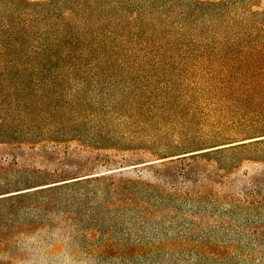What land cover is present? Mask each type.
Returning <instances> with one entry per match:
<instances>
[{
  "label": "trees",
  "instance_id": "1",
  "mask_svg": "<svg viewBox=\"0 0 264 264\" xmlns=\"http://www.w3.org/2000/svg\"><path fill=\"white\" fill-rule=\"evenodd\" d=\"M255 1L0 0V158L28 155L53 161L70 154L86 132L102 147H112L117 131L141 116L146 104L176 103L169 92L153 95L156 84H141L138 70L144 59L165 55L168 43L193 31L249 46L240 51L245 58L234 62L236 74L249 88L244 92L264 98V10L253 9ZM166 26H174L176 36L175 31L164 36ZM90 77L108 79L109 86L88 91L83 86ZM250 129L260 134L133 164L145 163L142 168H152L167 182L175 170L185 174L184 161L200 156L228 154L229 160L221 162L226 170L244 161L264 162V121ZM120 161L110 156L103 163ZM112 169L46 167L34 170L28 186L2 184L0 173V232H15L17 226L22 232L37 231L57 214L77 220L70 205L91 187L102 193L104 203L122 204L134 214L147 202L142 211L153 215L151 202L163 192L159 184ZM261 174L249 176L242 200L264 205ZM25 209L26 226L18 225Z\"/></svg>",
  "mask_w": 264,
  "mask_h": 264
},
{
  "label": "rangeland",
  "instance_id": "2",
  "mask_svg": "<svg viewBox=\"0 0 264 264\" xmlns=\"http://www.w3.org/2000/svg\"><path fill=\"white\" fill-rule=\"evenodd\" d=\"M252 8L264 10V0ZM165 30L164 36L177 34L174 26ZM179 39L167 44L165 55L144 59L138 70L141 84H156L153 95L169 92L176 103L146 104L141 116L117 131L112 147H102L86 132L83 144L75 141L70 154L53 161L28 155L0 158L2 184L11 186H28L34 170L46 167L81 164L84 172L116 167L111 171L159 184L163 192L151 202L153 215L142 211L147 202L134 214L122 204L104 203L102 193L91 187L70 205L77 220L57 214L37 231L22 232L17 226L15 232H0V264H264V205L241 199L249 176L264 175L263 161L226 170L221 162L229 160L228 154L200 156L184 161L185 174L175 170L167 182L152 168H142L145 163L133 164L260 134L250 127L264 121V98L244 92L249 88L234 65L245 58L241 49L250 47L206 39L195 31ZM100 86L107 88L108 79L86 78L83 87ZM110 156L120 163H103ZM16 223L26 226V209Z\"/></svg>",
  "mask_w": 264,
  "mask_h": 264
}]
</instances>
